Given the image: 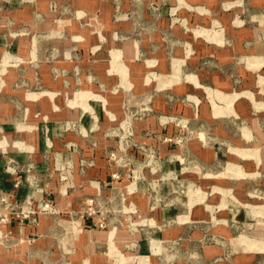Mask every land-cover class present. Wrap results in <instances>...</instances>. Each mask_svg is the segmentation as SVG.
<instances>
[{"label": "rangeland", "instance_id": "obj_1", "mask_svg": "<svg viewBox=\"0 0 264 264\" xmlns=\"http://www.w3.org/2000/svg\"><path fill=\"white\" fill-rule=\"evenodd\" d=\"M8 1L0 0V73L15 70L19 83L32 73L35 82L15 87L25 89L27 96L13 99L10 108L15 109L0 114V141L22 143L18 148L9 147L12 151L6 150L2 156L10 169L22 165L27 172L41 171L49 126L76 133L77 115L88 116V137L98 132L99 126H106L101 133L102 154L113 178L94 187L84 211L95 219L92 228L108 234L106 245L97 250L96 264H126L124 254L129 248L151 254L156 264H238L237 257L244 256L252 257L248 264H264V0H97L108 4L106 21L94 10H78L68 3L19 0L30 12L35 10L19 26L9 23ZM36 3L41 4L39 8ZM62 20L66 22L57 23ZM154 20H162L168 31L152 38ZM72 23L78 30L90 32L98 48L105 44V33L113 48L120 49L123 39L136 42L138 48L135 55L128 50V61L105 54L106 73L115 82L94 87L92 92L103 93L108 102L103 106L97 100H85L90 112L81 108L77 98L82 73L64 70L62 63L67 57L49 45L64 40V31ZM197 30H207L218 42L195 35ZM181 32L187 36L183 42ZM138 34L146 36L141 39ZM19 40L24 42L20 53ZM196 44L201 49L215 48L218 53L197 54ZM223 50L227 51L225 58ZM87 75L93 84L91 72ZM185 75L194 76L199 84V100L207 104L211 122L195 125L191 119L153 113L149 103L137 107L122 102L126 91H149L152 95L172 83L187 81ZM48 81L56 86L50 88ZM204 88L214 92L213 101L220 111L231 112L214 117ZM42 92L52 96L29 97ZM234 94L237 97L229 105ZM104 107L113 119L105 116ZM139 122L144 123L145 133L142 142L136 143L132 128ZM163 146L167 153L161 156ZM159 185L169 192L159 202L165 205L162 208H173L165 224L177 221L189 226L190 232L199 234L194 245L181 248L173 240L163 243L155 235L159 231L148 229L150 219H135L133 198L139 191L154 195ZM5 201L0 197V264H33L30 259L36 236L12 237L3 228L6 214L9 211L19 222L35 224L38 214L54 210L53 204L47 201L36 208L23 204L8 209ZM43 204L50 210L42 211ZM231 213L235 219L227 216ZM213 246L220 253L211 259L203 257L202 249ZM34 264L46 263L40 260Z\"/></svg>", "mask_w": 264, "mask_h": 264}, {"label": "crops", "instance_id": "obj_2", "mask_svg": "<svg viewBox=\"0 0 264 264\" xmlns=\"http://www.w3.org/2000/svg\"><path fill=\"white\" fill-rule=\"evenodd\" d=\"M53 1L65 6L68 3L71 7L86 12L94 10L100 14V18L103 21L108 19V4L104 2L97 0ZM8 2L10 4H6V6L8 5L6 15L9 17L8 20L12 26H19L27 20L30 13L31 15L34 14L35 10L30 12L29 8L24 6V3L19 0H9ZM40 5L36 3L35 7L39 8ZM60 22L66 21L62 20L57 23ZM129 28L127 31H129ZM152 30V38H154L158 33L162 34L168 31V27L167 25L162 26V20L159 22L154 20ZM199 31H203L204 34H197L196 32ZM206 33L208 35H205ZM64 34L66 36L63 37L65 38L64 40L53 41L49 45L61 49L64 57H67V62L63 58L64 70H78L82 73L79 79L81 91L77 95L81 108L90 112L89 107L84 102L87 99L97 100L105 106L108 102L107 96L103 93H93L92 91H94V87L111 86L115 82V79L106 73L108 69L106 55L110 53L112 58L119 59L121 57V62L128 61V50H131L132 55H135L138 50L136 42L122 38L126 41L122 42L120 49L113 48L108 39L109 35L105 33V44L98 48L95 37L86 29L78 30L74 23L71 24L69 30L67 28L64 31ZM194 34L204 37L207 41L218 42L217 37L211 36L207 30H197L194 31ZM113 35V33L110 35L112 39H114ZM138 36L143 39L146 35L138 34ZM127 38H131V36ZM185 38L187 36L184 32H181L179 39L183 42ZM23 43L22 40L17 41V52H22ZM193 48L197 54L210 56L212 53H218L214 50L215 48L204 46L201 49L197 44ZM91 51H95L92 57L89 56ZM187 52L186 50L185 53L187 54ZM221 55L225 58L227 51L223 50ZM177 65L181 66L180 63ZM120 70L121 72L124 71L122 67H120ZM88 71L91 72L92 77L90 79L93 84L89 83ZM84 72L86 75L83 74ZM3 73L4 71L0 73L2 76L0 78V114L10 111V109H15L10 108L12 106L10 102L13 99L17 97L18 100L21 97L24 99L25 89L16 90L15 87H18L19 84L23 86V83H26L27 86H33L35 82L32 73L26 74L25 79L23 78L25 81L23 80L20 83L15 70L9 69L4 75H2ZM184 78L190 83L184 80L177 81L152 95L149 91H126L121 96L122 102L124 105L137 107H146L149 103V109L153 113L170 114L191 119L190 121H193L195 125L196 123L211 122L213 117L208 110L207 104L199 100L201 98L200 86L196 79L192 75H185ZM69 82L72 85L71 80ZM46 83L51 85L49 86L50 88L56 86L50 81ZM204 90L208 97L211 98L214 117L226 116L231 112L220 111L213 101L214 92L208 88H204ZM44 94L52 96L51 93L42 92L40 94H30L29 97L32 99ZM236 97V94L232 95L228 102L229 105ZM104 113L108 119L114 118V115L105 107ZM96 115H99L98 112H96ZM79 117L80 115L74 117L75 120L79 119L78 132L76 133L67 131V129H59L56 126L48 127L47 141L45 142L47 152L41 164V171L36 169L27 172L22 165L14 166L10 169L8 167L10 164L2 156V153L6 150L11 152L12 150H9V147L18 148L22 146V143L12 142L7 144L5 141H0V197L6 200V206H4L8 209H16L18 205L29 204L32 208H36L42 202L49 201L54 207V210L49 214H38L35 224L25 221L19 222L7 210L3 228L8 230L12 237L26 239L30 235L36 236L32 241L33 254L30 259L33 264L34 262L38 263L40 260L46 264H96L99 261L97 250L106 245L108 236L105 237V234L107 233L98 231L97 228H92L95 219L86 216L84 213L87 202L90 200L89 197L94 195V187L99 182H104L113 176L111 170L105 167L106 163L102 154L105 144L101 133L106 126H99L98 129L96 128L98 132L92 133L91 137H88L91 130L88 116ZM102 124H105L104 118L102 119ZM143 124V122L134 123L132 128L133 140L136 143L142 142L141 138L145 133ZM166 149L167 146L159 149L161 156L166 155ZM11 155L17 157V159L19 157L18 154ZM22 157L21 155L19 158ZM35 162L33 159L34 167L37 168ZM152 193L154 195H148V193L146 195L145 191H139V194L133 198L134 208L136 209L135 219H150L152 224L149 225L148 229L159 231L160 233L155 235L159 236L160 241H163V243L174 241L181 248H184L185 245L187 247L194 245L193 243L199 238V234L190 232L189 226H184L183 223L177 221L165 224L168 215L173 213V208L163 209L162 207L165 205L159 202L165 200L169 193L168 188L159 185L157 190H153ZM228 215L235 219L234 213ZM223 235L226 236L225 231ZM218 252L220 253L219 249L214 246L202 249L203 257L206 259H211ZM146 255H149V258ZM124 261L126 264H156V260L153 259L151 254H145L141 250L132 251L130 248L124 254ZM250 261H252V257L248 258L245 256L237 257L235 260L238 264H248ZM178 264L186 263L178 262Z\"/></svg>", "mask_w": 264, "mask_h": 264}, {"label": "built area", "instance_id": "obj_3", "mask_svg": "<svg viewBox=\"0 0 264 264\" xmlns=\"http://www.w3.org/2000/svg\"><path fill=\"white\" fill-rule=\"evenodd\" d=\"M42 211H49L50 210V208L48 207V205L47 204H43V206H42Z\"/></svg>", "mask_w": 264, "mask_h": 264}]
</instances>
